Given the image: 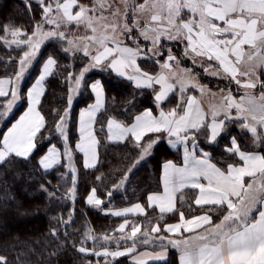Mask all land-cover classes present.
Segmentation results:
<instances>
[{
    "label": "snow or ice",
    "instance_id": "obj_1",
    "mask_svg": "<svg viewBox=\"0 0 264 264\" xmlns=\"http://www.w3.org/2000/svg\"><path fill=\"white\" fill-rule=\"evenodd\" d=\"M35 5L39 20L33 0H25L29 24H0V44L19 51L5 58V71L15 62L14 71L0 76L5 126L0 165L10 167L40 152L37 165L45 173L65 170L57 174V184L46 181L39 188L50 201L70 199L74 205L81 164L98 166L100 149L112 143L131 144L135 153L125 154L112 170L110 187L93 184L85 201L109 215L143 214L144 220L123 219L112 229L120 235L85 228L72 247L97 259L83 264H121L120 257L131 264H167L169 247L177 250L178 264H264V0H35ZM46 41L54 47L44 55ZM61 57L67 63L61 64ZM141 59L159 70L142 68ZM34 64L38 75L25 88ZM93 69L126 78L148 93L151 106L136 105L133 96L120 101L124 108L118 111L116 96H107L102 80L89 82ZM57 74L67 85L66 106L50 110L56 117L50 129L41 98L48 78ZM207 77L224 86L210 87L202 82ZM82 92L94 99L74 119L73 101ZM20 101L26 107L9 124ZM164 139L182 154L162 161L157 190L144 189V203L116 208L113 196L127 191L132 174ZM103 176L98 173L96 180ZM69 177L71 186L58 197L60 182L67 185ZM186 190L195 193L198 215L191 214V204L188 215L183 210ZM157 207L159 214L150 217L148 209ZM74 213L75 207L67 219L56 217L50 234L58 239L64 225V239L49 258L67 249ZM169 214L176 219L164 223ZM0 264H9L8 256L0 254Z\"/></svg>",
    "mask_w": 264,
    "mask_h": 264
},
{
    "label": "trees",
    "instance_id": "obj_2",
    "mask_svg": "<svg viewBox=\"0 0 264 264\" xmlns=\"http://www.w3.org/2000/svg\"><path fill=\"white\" fill-rule=\"evenodd\" d=\"M36 8L35 19L39 20V9L33 1ZM31 14L25 7V0H0V24L11 21L16 25L29 24V16ZM54 47L52 42L47 41L42 45L41 53L46 55L49 50ZM13 55H19V51L8 49L0 44V76L7 75L14 71L16 65L13 62L5 71V58ZM60 63H67L64 58H60ZM142 68L149 71H156L157 67L152 64H146L144 60L139 61ZM77 62V67H79ZM69 71L71 69H68ZM65 71L60 69L59 72ZM38 75L37 66L34 64L30 67L24 80V86L27 88ZM89 82L92 79H101L105 84V90L108 97L116 96L117 110L122 111L124 105L120 101L131 99L135 96L136 105L150 107V96L148 93H141L126 78H117L115 73L101 72L99 69H93L87 74ZM63 77L59 74L48 78L45 95L42 96L41 111L48 120V127L51 129L54 125L56 117L50 115V110L54 108L62 109L66 106L67 85L62 83ZM203 81L209 82L212 87L218 82L224 86V82L220 79L212 80L210 77L202 78ZM151 91L150 89L148 90ZM63 97V99L61 98ZM90 97L89 92L78 93L74 98L72 115L73 118L78 115L79 109L84 107L86 103L91 102L93 96ZM175 99V98H173ZM26 102L20 101L14 106L13 114L9 120H12L23 111ZM169 105H165L168 107ZM139 110H142L140 108ZM5 126L0 123V128ZM239 132V129L233 127V133ZM55 140L49 141L54 143ZM59 146V145H58ZM47 144L44 145L46 149ZM101 155L99 165L92 169H84L82 164L78 173V195L75 204L70 199L65 200H49L47 194L39 188L41 183L51 181V184L58 183L59 172L64 171L63 168H56L55 171L49 170L47 173L39 169L37 158L41 154L37 152L31 160H17L10 167L0 165V254L8 256L9 264H83L85 260L97 259L94 255H83L72 247V240L79 243L81 234L85 228L94 229V232L105 233L109 235H118L113 233L112 229L116 227L121 218L113 217L104 213L101 209L87 205L85 196L91 186L95 184L98 189L110 187L112 178V170L120 166V162L125 154L134 155L131 144L112 143L107 148L100 149ZM218 154V153H217ZM180 156L177 150H172L167 145L166 139L160 141L158 146L154 148L151 157L147 158L146 163H142L138 169L132 174L130 182L127 184V191L121 190L119 194L113 196L111 201L116 208L123 207L132 203H144L146 192L157 190L158 174L160 165L164 159L176 160ZM98 173H103L101 181L96 180ZM61 183V190L56 193L59 197L66 187H70L69 183L64 185ZM51 190V189H50ZM109 205L106 203L105 207ZM75 207V213L72 222L69 224L67 231L69 233V243L67 249L58 257H48V253L52 252L60 240L64 239V225H60L61 234L59 238L50 234V228L57 224L56 217L60 214L64 219L68 218V212ZM197 211V210H195ZM195 213V212H194ZM148 215L155 217L157 212L148 209ZM144 220V216L137 217V222ZM165 216L163 222L167 221ZM153 219V223H155ZM87 246L91 247L92 242L89 240ZM114 247L115 245H111ZM35 249V253L31 251ZM156 250V249H153ZM17 253H22L20 259L17 260ZM26 253L27 255H24ZM177 250L169 247V256L167 264H178ZM121 264H131L126 257L117 258ZM150 264H165L164 262Z\"/></svg>",
    "mask_w": 264,
    "mask_h": 264
},
{
    "label": "crops",
    "instance_id": "obj_3",
    "mask_svg": "<svg viewBox=\"0 0 264 264\" xmlns=\"http://www.w3.org/2000/svg\"><path fill=\"white\" fill-rule=\"evenodd\" d=\"M142 60V59H141ZM141 60H138V63H139V61H141ZM146 62V64H152V62H149V61H145ZM146 70H148L147 68H145ZM159 69L157 68L156 69V71H158ZM212 78H214V79H219V78H215V77H212ZM221 80V79H220ZM34 82V81H33ZM203 82V81H202ZM204 83V82H203ZM206 84V83H205ZM207 84L209 85V82H207ZM210 86V85H209ZM211 87V86H210ZM213 87V86H212ZM215 90V89H214ZM197 95H199L198 93H196ZM93 99H94V96H93ZM205 103H207V100L205 101ZM26 107V106H25ZM167 108V107H166ZM19 116V115H18ZM17 116V117H18ZM166 142H167V140H166ZM168 145V144H167ZM169 146V145H168ZM169 148L170 149H172V150H176V149H174V148H172L171 146H169ZM179 153H180V155L182 154V148L180 149V151H179ZM40 168V167H39ZM89 169H92V168H89ZM42 171H44V170H42ZM49 171V170H48ZM183 195H185L186 197H187V203L183 206V210L185 211V214L186 215H188L189 214V210H188V204H191L192 206H193V209H192V213L191 214H196V215H198L199 214V212H200V210H199V207L198 206H196L195 204H194V199H195V193L193 192V191H191V190H186L184 193H183ZM130 205V204H129ZM127 206V205H126ZM180 205H179V203H178V207H179ZM124 207V206H123ZM118 208H121V207H118ZM195 210H197V211H195ZM154 212H157L158 214H159V208L157 207L156 208V210L154 211ZM195 212V213H194ZM111 216H113V217H116V216H114V215H111ZM140 216H143V214H129V215H127V216H123V217H116V218H121L120 219V221L118 222V224L119 223H121L122 221H123V219H128L129 221H136L137 222V217H140ZM167 217H168V220L167 221H165L164 223H167V222H173L175 219H176V217H174V216H172V215H166ZM138 223V222H137ZM118 224L116 225V227L118 226ZM115 227V228H116ZM126 231H130V228H126ZM115 233H117L118 235H120V233L117 231V232H115ZM165 235H168V233H164ZM141 250H143V249H141ZM156 250H158V249H156ZM177 259H178V254H177ZM130 261V260H129ZM157 262H164V261H156V262H150V263H157ZM130 263H131V261H130Z\"/></svg>",
    "mask_w": 264,
    "mask_h": 264
},
{
    "label": "rangeland",
    "instance_id": "obj_4",
    "mask_svg": "<svg viewBox=\"0 0 264 264\" xmlns=\"http://www.w3.org/2000/svg\"><path fill=\"white\" fill-rule=\"evenodd\" d=\"M33 1H35V0H33ZM46 42H47V41H46ZM46 42H45V43H46ZM197 71H200V69H197ZM210 78H211L212 80H214V78H212V77H210ZM203 80H205V79H202V81H203ZM215 80H216V79H215ZM220 81H221V80H220ZM222 81H223V80H222ZM203 82L207 84V81H203ZM223 82H224V81H223ZM221 83H222V82H220V83L218 82L217 84H221ZM197 93H198V92H197ZM198 94H199V93H198ZM16 118H17V117H16ZM39 167H40V166H39ZM39 169H40L41 171L43 170L41 167H40Z\"/></svg>",
    "mask_w": 264,
    "mask_h": 264
}]
</instances>
